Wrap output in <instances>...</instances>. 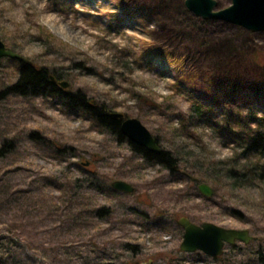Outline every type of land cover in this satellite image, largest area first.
Instances as JSON below:
<instances>
[{"label":"rangeland","instance_id":"1","mask_svg":"<svg viewBox=\"0 0 264 264\" xmlns=\"http://www.w3.org/2000/svg\"><path fill=\"white\" fill-rule=\"evenodd\" d=\"M216 1V9L231 3ZM162 19L126 0H0L6 47L57 72L62 90L139 119L178 161V172L146 162L88 115L7 92L18 62L1 57L0 264H262L264 154L243 152V140L220 124L264 113V80L227 88L202 69L234 49L263 64L264 31L208 25L197 31L211 52L186 56L187 35L161 43ZM114 180L132 191L113 189ZM182 217L247 229L251 238L215 257L181 251Z\"/></svg>","mask_w":264,"mask_h":264},{"label":"trees","instance_id":"2","mask_svg":"<svg viewBox=\"0 0 264 264\" xmlns=\"http://www.w3.org/2000/svg\"><path fill=\"white\" fill-rule=\"evenodd\" d=\"M179 1L180 6L177 9L174 6H170L171 0H126L128 5L145 9L149 14L156 13L159 16L161 15L163 19L159 22L161 27L159 33H164V39H162L163 41L161 43H175L178 45L177 42L181 41L179 36L187 35L186 38L191 40V42L185 48L186 56L190 55V53L205 56L208 51L211 52L212 44L211 42H207L205 38L199 36L200 33L198 31L212 24H227L220 20L202 19L199 17L193 18L186 11L183 5L184 0ZM187 16H190L192 21ZM237 51L234 49L232 51L228 50V55L225 53L219 54L218 59L212 62V66L208 64L202 70L212 76L213 79L218 80L219 85L227 88L233 86L235 80L240 79L243 81L244 77H250L251 84L260 81L257 79L260 77L264 80V63L261 65L257 64V56L253 53L250 56H246L243 53L241 58H236ZM206 59L203 57V60L206 61ZM211 61L209 60L208 63H211ZM17 62V76L6 87L7 92L23 96L42 95L54 98L63 105L88 115L89 120L96 126L112 132L117 139L127 141L130 150L134 154L141 156L146 162L158 163L170 169L172 172H178V161L170 150L161 148L158 152H150L144 147L129 141L120 132L121 120L111 117L104 104L91 103L90 98L80 90H62L56 84L60 76L53 70L46 67H35L31 63H24L19 60ZM206 111L199 109L201 114L206 113ZM248 116L246 122H243L241 117L238 116L235 124L232 123L231 118L226 117L225 121L220 124V129L235 141H237L236 139L243 140V152H258L264 154V113L260 116H254L253 113H250ZM154 137L159 145L157 137ZM57 152H59V149ZM258 174L264 180V161L258 165ZM260 260L264 264L263 255L260 256Z\"/></svg>","mask_w":264,"mask_h":264},{"label":"water","instance_id":"3","mask_svg":"<svg viewBox=\"0 0 264 264\" xmlns=\"http://www.w3.org/2000/svg\"><path fill=\"white\" fill-rule=\"evenodd\" d=\"M184 6L194 16L202 19L228 22L251 32L264 31V0H231L228 6L220 9H216V0H184ZM1 57L30 63L26 57L6 47L0 39ZM58 84L62 87L67 85L60 81ZM110 116L121 120L120 132L129 141L150 152L160 151L161 148L155 137L139 119L135 117L124 118L122 113L117 112H111ZM111 187L124 192H131L133 189L131 184L123 180H114L111 182ZM198 188L205 196L211 194V189L207 185L202 184ZM178 224L183 228L181 251L194 252L200 250L212 257L222 253L224 244L233 243L235 240L246 243L251 238L247 229L225 228L212 222L197 224L182 217L178 220Z\"/></svg>","mask_w":264,"mask_h":264},{"label":"bare ground","instance_id":"4","mask_svg":"<svg viewBox=\"0 0 264 264\" xmlns=\"http://www.w3.org/2000/svg\"><path fill=\"white\" fill-rule=\"evenodd\" d=\"M124 117V116H123ZM124 118H127V117H124ZM161 148V147H160Z\"/></svg>","mask_w":264,"mask_h":264},{"label":"flooded vegetation","instance_id":"5","mask_svg":"<svg viewBox=\"0 0 264 264\" xmlns=\"http://www.w3.org/2000/svg\"><path fill=\"white\" fill-rule=\"evenodd\" d=\"M56 84H57V81H56Z\"/></svg>","mask_w":264,"mask_h":264}]
</instances>
